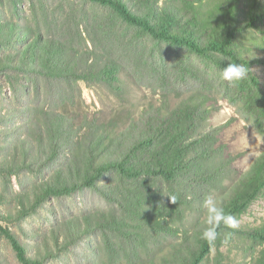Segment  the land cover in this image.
<instances>
[{
    "label": "trees",
    "instance_id": "obj_1",
    "mask_svg": "<svg viewBox=\"0 0 264 264\" xmlns=\"http://www.w3.org/2000/svg\"><path fill=\"white\" fill-rule=\"evenodd\" d=\"M79 1L107 8L116 21L157 43L184 48L208 57L221 67L230 62L244 64L249 68L247 83L256 89V101L260 104L257 107L262 109L256 122L264 121V93L251 72L253 63L264 64V57L246 58L239 41L247 34L264 54V0H212L204 10L201 6L207 0L181 3L180 6L193 7L191 14L180 6L164 8L153 0H144V8H139L134 0ZM202 23L211 29H205ZM2 46L7 52L0 54V74L16 93L14 106L0 108V137L12 140L5 153L6 163L3 161L6 170L16 174L21 166L38 174L36 187L42 192L38 200L42 196L59 197L88 188L113 201L116 207L110 212L95 211L91 217L83 215L69 221L70 225L63 227L60 242L73 235L90 233L92 217L97 220V226L102 222V225L114 224L116 228H130L134 233L139 229L134 222L138 224L140 220L143 226L158 220L167 225L165 216L174 213L176 207L164 197L160 186L174 190L191 167L197 173L200 163H210L214 155L211 149H204V144L221 126L206 132L201 130L202 120L211 111L204 98L195 93L180 99L174 107L164 101L152 107L156 116L148 117V112L142 110L136 125L118 131L99 123L96 113L69 110L74 99L67 103L69 91L79 81H115L118 72L115 60L95 50L77 49L60 35L45 36L10 20L0 22V50ZM15 75L27 82L15 85ZM244 105L252 110V104ZM263 191L264 152L239 175L221 200L225 211L237 218ZM19 205L24 207L22 202ZM24 214L26 211L20 215ZM1 230L20 262L39 264L37 259L26 255L23 244L9 230ZM131 231L128 230L133 234ZM219 232L218 239L226 232L235 233L236 229L221 227ZM247 235L264 244V224ZM210 246L201 240L198 252L188 263L181 264H200ZM174 257L153 259L147 264H160L161 260L162 264H168ZM253 264H264V248Z\"/></svg>",
    "mask_w": 264,
    "mask_h": 264
},
{
    "label": "rangeland",
    "instance_id": "obj_2",
    "mask_svg": "<svg viewBox=\"0 0 264 264\" xmlns=\"http://www.w3.org/2000/svg\"><path fill=\"white\" fill-rule=\"evenodd\" d=\"M153 1L164 8H179L181 3L186 5L191 0ZM134 2L139 8L146 6L144 0ZM211 2H203L202 10ZM184 5L180 9L191 14L193 7ZM7 20L45 36L60 35L77 49L95 50L117 62L115 81H79L69 91L67 103L74 99L69 110L96 113L99 123L123 131L138 123L137 116L142 110L148 112V117H154V105L166 101L169 107H174L180 99L198 93L205 105L211 107L206 120L201 122V130L206 132L217 126L221 129L205 140L204 149L214 153L210 163L202 161L198 174L191 167L174 190L160 186L168 200L166 195L176 197L175 212L165 216L167 225L158 220L143 226L140 220L138 224L143 228L134 222L139 227L134 233L114 224L102 222L97 226L92 217L90 233L73 235L62 243L65 224L83 215L91 217L95 211L110 212L116 208L114 202L88 188L38 200L42 195L36 187L40 176L21 166L16 174L8 172L5 153L12 140L0 137V264H23L2 228L9 230L23 244L26 255L37 259L39 264H147L172 255L175 257L168 264L188 263L202 240V200L209 195L221 200L239 175L264 152V121L256 122L262 114L257 107L260 104L256 101V89L246 79L236 84L220 80L219 69L226 66L184 48L152 41L142 32L116 21L107 8L99 5H84L79 0H0V22ZM201 25L211 29L205 23ZM239 41L246 58L264 57L247 34ZM6 52L2 46L0 54ZM251 72L264 93V64L253 63ZM1 76L0 108H9L16 103V93ZM15 77V85L27 82L19 75ZM244 104H252V110ZM24 211L26 214L21 216ZM237 219L239 227L227 243L225 235L216 240L200 264H253L264 244L254 241L247 232L264 224V191Z\"/></svg>",
    "mask_w": 264,
    "mask_h": 264
},
{
    "label": "clouds",
    "instance_id": "obj_3",
    "mask_svg": "<svg viewBox=\"0 0 264 264\" xmlns=\"http://www.w3.org/2000/svg\"><path fill=\"white\" fill-rule=\"evenodd\" d=\"M249 75V68L241 63L230 62L226 67L219 69V79L229 84H236L245 80ZM170 202L175 203V195H166ZM203 210L202 231L200 239L212 245L218 239L221 227L235 230L239 227V220L232 214L227 213L223 206V201L211 195L202 200ZM232 235L231 232L225 233V243Z\"/></svg>",
    "mask_w": 264,
    "mask_h": 264
}]
</instances>
